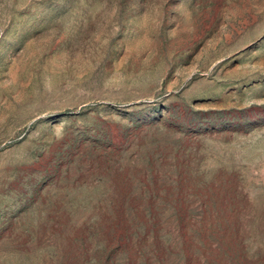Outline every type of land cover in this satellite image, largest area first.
<instances>
[{
    "label": "rangeland",
    "instance_id": "1",
    "mask_svg": "<svg viewBox=\"0 0 264 264\" xmlns=\"http://www.w3.org/2000/svg\"><path fill=\"white\" fill-rule=\"evenodd\" d=\"M0 264H264V0H0Z\"/></svg>",
    "mask_w": 264,
    "mask_h": 264
}]
</instances>
